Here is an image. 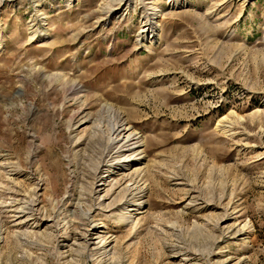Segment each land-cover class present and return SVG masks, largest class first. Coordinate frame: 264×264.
Here are the masks:
<instances>
[{"label":"rangeland","instance_id":"obj_1","mask_svg":"<svg viewBox=\"0 0 264 264\" xmlns=\"http://www.w3.org/2000/svg\"><path fill=\"white\" fill-rule=\"evenodd\" d=\"M0 264H264V0H0Z\"/></svg>","mask_w":264,"mask_h":264},{"label":"bare ground","instance_id":"obj_2","mask_svg":"<svg viewBox=\"0 0 264 264\" xmlns=\"http://www.w3.org/2000/svg\"><path fill=\"white\" fill-rule=\"evenodd\" d=\"M121 113L117 115V118L114 119L115 121L107 130L109 134L107 140L108 143L106 145V148L104 147L103 155L96 168V173H95V182L93 187L95 194H99L104 190L105 186L107 185V178L110 176V172L112 170H114L119 166L121 167L128 166L131 162L135 160L134 151H133L134 147L132 146L134 144H137L138 141L135 138L134 132L130 130V125L128 124V121ZM143 195H144V187L139 185L137 182L136 183L131 182L130 184L128 183L124 186V197L122 200L118 201V204L119 203L120 204L124 203L126 205L132 204L131 202L132 199L136 197H142ZM101 204H103V202ZM128 214H131L130 211L128 212ZM96 227L97 225L92 223L86 229L83 235V239L87 244H91V239H92L91 234L92 231L96 229ZM101 241L103 240H100L99 243Z\"/></svg>","mask_w":264,"mask_h":264}]
</instances>
